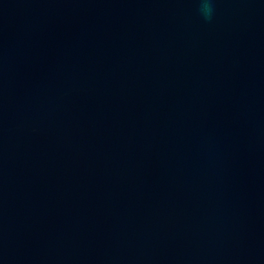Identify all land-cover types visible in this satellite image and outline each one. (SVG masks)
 I'll list each match as a JSON object with an SVG mask.
<instances>
[{
  "label": "water",
  "instance_id": "obj_1",
  "mask_svg": "<svg viewBox=\"0 0 264 264\" xmlns=\"http://www.w3.org/2000/svg\"><path fill=\"white\" fill-rule=\"evenodd\" d=\"M0 264H264V0H0Z\"/></svg>",
  "mask_w": 264,
  "mask_h": 264
}]
</instances>
